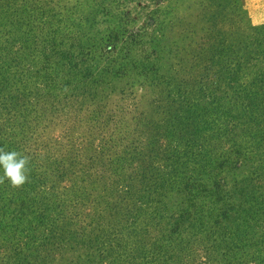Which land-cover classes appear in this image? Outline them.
I'll use <instances>...</instances> for the list:
<instances>
[{"label":"rangeland","instance_id":"374dc122","mask_svg":"<svg viewBox=\"0 0 264 264\" xmlns=\"http://www.w3.org/2000/svg\"><path fill=\"white\" fill-rule=\"evenodd\" d=\"M0 5L2 54L33 81L16 90L35 108L34 141L59 155V145L84 137L95 114L102 122L94 143H106L98 175L72 178L81 200L64 210L49 245L21 238L26 248L17 233H7L0 237V264H135L161 238L156 226L167 218L165 195L210 156L228 151H244L230 158L241 167L225 165L215 177L225 176L230 186L245 181L246 193L264 196V0ZM142 154L152 158L149 197L134 188ZM229 189L231 201L242 202L243 194ZM173 243L181 264H224L204 236L189 233Z\"/></svg>","mask_w":264,"mask_h":264},{"label":"trees","instance_id":"16d2710c","mask_svg":"<svg viewBox=\"0 0 264 264\" xmlns=\"http://www.w3.org/2000/svg\"><path fill=\"white\" fill-rule=\"evenodd\" d=\"M242 13L244 10L241 9ZM22 71L17 61L13 59L8 62L0 49V150H14L29 159L28 178L22 186H12L0 171V237L17 233L14 236L17 243L29 248L28 242H22L21 238H34L49 245L63 223L64 210L81 200V189L75 186L72 178H93L98 175L106 143L99 146L94 143L95 137L101 136L99 127L102 121L93 114L88 117L89 125L85 127L84 137H78L71 145H59L62 150L59 155H55L45 144L38 145L34 141L38 126L32 123L35 108L16 90L33 83L31 78H23ZM196 150H199L198 147ZM85 152L86 159L82 160ZM162 155L167 160L173 159L166 148ZM232 155L241 158L244 151H228L221 159L210 156L205 160L204 169L186 177L181 188L165 195L167 218L156 226L161 238L149 244V255L139 258L135 264H163L162 257L166 264H181V257L177 259L174 251H171L175 248L173 239L177 241L180 236L186 237L189 233L204 236L207 249L211 253H218L224 264H264V216L259 217V214H264V196L258 195L252 187L257 195L246 193L249 186L245 181L230 186L225 176L215 177L220 170L223 172L228 168L225 165L233 169L241 167L242 162L234 164L230 160ZM140 158L143 171L136 179L134 188L149 197L146 182L152 173V158L145 154ZM259 163L256 168L262 166ZM75 167L78 168L73 170ZM262 168L264 170V166ZM96 181L95 178L93 182ZM252 182L258 184L261 179L254 181L251 178L248 181ZM229 188L236 189L237 192H233L235 195L243 194L242 202L231 201L233 195ZM131 210L134 211L135 207H131ZM12 212H17V215ZM5 220L11 223L5 224ZM138 220L141 222L142 217H138ZM3 228L7 230L2 231ZM176 248L181 247L176 244ZM224 249L227 251L222 254ZM53 253L59 254L58 251ZM238 253L240 255L235 258Z\"/></svg>","mask_w":264,"mask_h":264},{"label":"clouds","instance_id":"9594fccd","mask_svg":"<svg viewBox=\"0 0 264 264\" xmlns=\"http://www.w3.org/2000/svg\"><path fill=\"white\" fill-rule=\"evenodd\" d=\"M28 164V157L19 152L0 150V171L12 186H22L26 182Z\"/></svg>","mask_w":264,"mask_h":264}]
</instances>
